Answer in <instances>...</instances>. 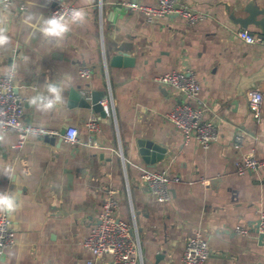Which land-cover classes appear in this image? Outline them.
<instances>
[{
    "label": "crops",
    "instance_id": "crops-1",
    "mask_svg": "<svg viewBox=\"0 0 264 264\" xmlns=\"http://www.w3.org/2000/svg\"><path fill=\"white\" fill-rule=\"evenodd\" d=\"M56 1L83 10L85 19H66L64 34L45 38L40 21L51 17ZM134 1L158 5V0H13L0 5V28L9 36L0 44V74L16 72V90L25 100L23 121L60 134L66 126L75 127L79 137L69 144L59 141L61 135H52L55 143L30 136L17 147L16 132L0 131V192L11 193L17 206L10 213L16 245L0 253V264H113L111 255L97 258L84 246L112 189L116 216L132 222L135 212L144 264H182L187 242L198 229L210 244L205 264H264V239L257 231L264 214V167L236 172L243 158L264 160V101L260 119L249 106L253 89L264 93V80L245 96L239 92L264 61L262 41L240 38L242 28L234 22V16L247 15L243 8L251 0H177L206 15L196 24L181 16L150 20L123 7ZM254 2L264 8V0ZM119 52L134 57V65H112ZM85 69L89 76L82 74ZM188 70L196 72L201 85L205 118L218 124L219 137L208 148L194 137L186 140L167 117L178 104L198 107V100L155 79ZM49 83L63 90L53 107L45 108L54 99ZM72 89L87 99L94 91L109 93L102 101L109 105L106 116L72 105ZM95 117L99 131L88 127ZM237 134L243 135L240 148ZM140 139L167 149L155 166L140 154ZM136 164L180 178L171 184L169 201L154 198Z\"/></svg>",
    "mask_w": 264,
    "mask_h": 264
},
{
    "label": "built area",
    "instance_id": "built-area-1",
    "mask_svg": "<svg viewBox=\"0 0 264 264\" xmlns=\"http://www.w3.org/2000/svg\"><path fill=\"white\" fill-rule=\"evenodd\" d=\"M13 0H0V5L9 6ZM123 7L133 11L142 12L148 19L160 16H181L191 24H196L206 18L205 14L193 12L178 4L177 0H158V5H146L139 2H128ZM78 10L74 5L63 1H56L50 9L51 17H59L63 24L66 19L72 18V11ZM240 38L249 43L257 42V38L247 30L238 31ZM83 75L89 76V70L82 71ZM14 69L5 74H0V131L16 132L19 141L17 147L24 146L30 136L61 135L66 143L76 144L79 142L78 130L69 127L64 135L54 130L41 126H35L24 122L25 100L17 93L15 86ZM158 82L170 85L184 93L188 98H196L198 107L188 103L178 104L167 114L171 120L184 134L186 140L196 138L204 148H208L212 142L219 137L218 124L205 118L207 107L199 98L201 85L196 77V72L188 70L185 72H169L155 78ZM264 101V93L259 89H253L249 94V106L257 119L261 117V109ZM103 104V103H102ZM105 111L109 109L108 104H103ZM92 131H99L100 126L97 118L88 122ZM243 143V135L237 134L235 146L240 148ZM126 165V162H125ZM141 172L142 180L147 184L151 194L158 202H167L171 199V184L179 182V177H170L166 171H159L144 165H135ZM264 167V160L255 156L246 157L236 162V172L240 175L246 172ZM118 208L117 192L109 190L108 196L103 203L102 212L99 215L98 224L92 229L84 241L88 248L97 258L106 254L113 257V264H144L142 242L139 227L136 222L135 212L132 209L133 220L127 222L116 216ZM258 232L264 234V214L261 216ZM239 232L249 234L248 229L239 228ZM16 245V231L10 213L0 215V253L13 248ZM211 255L208 238L202 230L198 229L188 240L185 247L182 264H205ZM88 264H93L92 261Z\"/></svg>",
    "mask_w": 264,
    "mask_h": 264
},
{
    "label": "water",
    "instance_id": "water-1",
    "mask_svg": "<svg viewBox=\"0 0 264 264\" xmlns=\"http://www.w3.org/2000/svg\"><path fill=\"white\" fill-rule=\"evenodd\" d=\"M247 13L246 16H234V22L239 24L242 29L248 30L252 27V31H248L251 35L256 36L263 43L262 55H264V8L255 4L254 0L249 1L243 8ZM264 58V57H263ZM135 58L126 52H119L112 56L111 64L114 66H133ZM264 80V61L263 66L256 73L245 78L240 85V94L246 95L247 91L256 85V82ZM72 105H78L83 108H92L102 116H106L107 112L102 104L104 99H109V93L105 91L92 92L91 98L87 99L82 93L76 89H72L70 93ZM70 126H66L61 134L64 135ZM44 138L52 143H55L56 137L52 135H45ZM63 141V137L59 139ZM140 154L143 156L144 161L151 167L155 166L157 161L162 160L167 152V149L156 144L155 142L140 139L138 141ZM257 231L258 227H257ZM260 239H264V234H260Z\"/></svg>",
    "mask_w": 264,
    "mask_h": 264
},
{
    "label": "clouds",
    "instance_id": "clouds-1",
    "mask_svg": "<svg viewBox=\"0 0 264 264\" xmlns=\"http://www.w3.org/2000/svg\"><path fill=\"white\" fill-rule=\"evenodd\" d=\"M71 15L73 20L85 19V13L83 10H73ZM40 22L42 26L39 28V31L45 38L61 36L67 31L66 26L60 22L59 17H49L47 19L41 20ZM8 39L9 36L6 33V30L4 28H0V44L7 42ZM47 90L53 94L54 99H49L44 107L51 108L56 103V101L60 99L59 93L63 90V88L61 85L53 86V84L49 83L47 85ZM31 102L35 103V98H33ZM16 208L17 206L13 195L7 191L0 192V213H12L16 210Z\"/></svg>",
    "mask_w": 264,
    "mask_h": 264
}]
</instances>
